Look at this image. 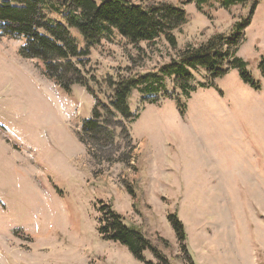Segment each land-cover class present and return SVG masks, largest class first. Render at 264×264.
Segmentation results:
<instances>
[{
	"label": "rangeland",
	"instance_id": "374dc122",
	"mask_svg": "<svg viewBox=\"0 0 264 264\" xmlns=\"http://www.w3.org/2000/svg\"><path fill=\"white\" fill-rule=\"evenodd\" d=\"M165 1L187 13L177 48L165 38L133 45L113 30L91 48L88 84L70 89L22 55L24 39L0 35V264H145L102 237V204L156 242L169 264H264V0ZM45 10L64 21L59 0H45ZM250 18L238 57L259 90L238 68L215 80L189 68L190 97L178 74L162 76L187 47L231 35ZM70 30L83 48L82 34ZM146 74L161 84L133 89L134 120L115 129L105 121V144L87 146L84 124L99 102L108 120L112 82Z\"/></svg>",
	"mask_w": 264,
	"mask_h": 264
},
{
	"label": "trees",
	"instance_id": "16d2710c",
	"mask_svg": "<svg viewBox=\"0 0 264 264\" xmlns=\"http://www.w3.org/2000/svg\"><path fill=\"white\" fill-rule=\"evenodd\" d=\"M59 3L66 9L64 21L53 19L46 13L45 0L1 3L0 35L24 39L22 55L41 60L45 75L65 89H70L73 84H88L86 66L87 62L91 61V48L107 33L116 30L133 45L165 38L173 48H177L178 42L174 32L188 20L184 9L165 0H105L101 4L96 0H59ZM250 22L251 18L238 23L231 35L216 34L199 46L187 47L180 52L178 60L161 69L162 76L167 78L178 74V84L190 97L195 88L191 85L189 68H205L211 80L225 76L232 68H238L243 79L259 90V84L246 71V62L238 57L244 30ZM72 28L82 34L85 43L83 48L73 37L70 30ZM260 68L264 74V60L260 63ZM149 78L150 83L144 84ZM161 78L158 75L146 74L138 78H121L117 83L112 82L116 85L115 94L111 102L103 107L109 114L108 120L102 115L99 102L93 117L84 124L82 141L87 146L88 141L105 144L103 137L112 131L106 132L104 122L108 124V121H111V128L115 129L123 127L125 121L134 120L135 116L129 106L133 89L145 86L156 90V84H161ZM166 95L168 94H164ZM118 116H121L123 121H119ZM89 150L96 157L91 148ZM101 210L100 233L104 239L126 245L133 256L145 264H155L146 259V250L153 253L159 264H169L168 257L157 243L137 228L128 226L124 216L107 204H102ZM169 219L180 241H185L187 234L178 216L171 214ZM159 240L167 243L163 239Z\"/></svg>",
	"mask_w": 264,
	"mask_h": 264
},
{
	"label": "crops",
	"instance_id": "0c3cea01",
	"mask_svg": "<svg viewBox=\"0 0 264 264\" xmlns=\"http://www.w3.org/2000/svg\"><path fill=\"white\" fill-rule=\"evenodd\" d=\"M225 149H226V150H230L228 146H226V148H225ZM239 189H242V190H247V189H249V188H239ZM251 189H252V188H251Z\"/></svg>",
	"mask_w": 264,
	"mask_h": 264
}]
</instances>
